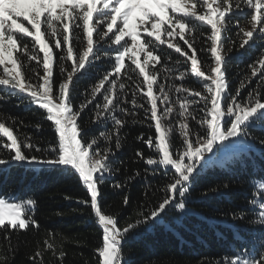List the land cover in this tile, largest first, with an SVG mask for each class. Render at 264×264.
<instances>
[{
  "label": "snow or ice",
  "instance_id": "snow-or-ice-1",
  "mask_svg": "<svg viewBox=\"0 0 264 264\" xmlns=\"http://www.w3.org/2000/svg\"><path fill=\"white\" fill-rule=\"evenodd\" d=\"M245 7L250 11L245 12ZM241 16L245 20L250 17L251 30L237 29L239 47L253 50L257 41H264V0H0V86L7 97H17L21 104L26 97L27 104L44 110L55 134L52 141L40 145L27 136L14 134L12 124L0 122V134L6 138L0 152L11 153L0 155V184L6 182L13 164H27L33 173L60 171L77 175L102 228L98 264H130L122 257V242L128 234H139L134 230L141 225L154 227L157 218L163 220L168 211H185L186 194L198 178L219 166L225 149L258 152L264 157V140L250 139L252 132H264V47L248 77L235 89L222 54L231 39L229 26ZM194 22L210 27L207 49L196 47L193 33L198 31V24ZM167 49L190 63V74L203 82L199 90L171 82L183 80L186 73L172 75L175 69L167 65ZM109 50L114 53L110 69L103 70L83 102L74 104L81 81L96 79L93 70L98 65L94 62L109 56ZM204 51L210 52L214 61L207 71L198 55ZM28 61H35L42 74L26 69ZM65 61L71 62V70L64 66ZM57 62L62 79H54ZM131 73H136L139 82ZM125 79L132 83L130 100ZM138 93L142 100L137 99ZM201 103L203 107L197 108ZM129 104L131 108L125 107ZM136 109H143L145 120L151 121L148 126L155 131L154 137L149 135L145 140L141 134L137 138L158 154L145 159L143 152L137 151L136 156L149 166L174 171L162 201L147 214L139 210L142 219L121 227L118 218L102 211L101 186L118 171L114 165L116 150L122 146L121 129L128 124L127 117L136 116ZM83 117H88V123ZM41 127L38 123L37 128ZM175 133L181 138L179 144ZM155 171L153 168L152 173ZM139 176L137 172L128 180ZM123 186L113 184L117 189ZM19 191L17 188L15 196L0 197V231L9 241L14 232L40 228L30 211L36 200L19 198ZM258 195V208L257 197L252 198L258 216L253 223L258 227L248 230V239L237 236L239 250L234 249L222 264H264V180ZM123 203L129 204L127 194ZM233 219L242 220L243 216L234 214ZM45 243L48 249L54 248ZM64 255L60 253L61 259ZM41 256L37 251L32 259Z\"/></svg>",
  "mask_w": 264,
  "mask_h": 264
},
{
  "label": "trees",
  "instance_id": "trees-1",
  "mask_svg": "<svg viewBox=\"0 0 264 264\" xmlns=\"http://www.w3.org/2000/svg\"><path fill=\"white\" fill-rule=\"evenodd\" d=\"M235 2L240 0H234ZM244 11L250 10L245 7ZM249 21L250 17L248 20L242 16L237 17L229 26L228 36L231 39L224 45L222 54L226 57L227 76L232 89L248 77L252 63L257 59L260 48L264 47V41H257L253 50L239 47L240 37L236 34L237 29L243 27L245 30H251ZM209 34V26L198 24V31L193 33L197 49L209 47ZM109 52L110 55L105 56L102 61L94 62L98 65L93 70L96 79L81 81L78 100L74 101V104L83 102L90 95L91 87L98 82L103 70L110 69L114 53H111V50ZM198 55L204 70L207 71L208 66L214 63L210 52H199ZM166 62L169 67L175 69L172 73L174 77L180 72L186 73L183 80L175 79L171 82L199 90V85L203 82L190 74V63H185L183 56L167 49ZM70 64V61L64 62V66L69 70ZM25 68L35 69L42 74V68L35 61H28ZM131 75L139 82L136 73ZM162 76L163 73L161 78ZM56 78L62 79L58 62L54 69V79ZM124 82L129 86L126 92L130 100L132 83L126 79ZM247 91V88L244 89V92ZM99 98L98 96L97 99ZM173 98L175 99V94ZM24 99L25 103H18L17 97H7L3 86H0V122L12 124L14 134H20V138L27 136L40 145L52 141L55 134L51 122L45 118L44 110L27 104L26 97ZM137 99L142 100V94L138 93ZM125 107L131 108V105ZM196 107H203V103ZM135 111L136 116L127 117L128 124L121 129L122 146L116 150L117 163L114 165L118 171L106 178L101 186L102 211L118 218L121 227L142 219L138 215L139 210L142 209L147 214L162 201L167 194L166 185L171 181L174 171L164 169L163 166H149L136 156L137 151L143 152L145 159L149 156L156 157L158 154L137 138L141 134L145 140L149 135L154 137L155 131L148 126L151 121L145 120L143 109ZM199 115L202 116V113ZM89 116L92 114L89 113ZM83 119L88 123V117ZM133 120L138 122L132 123ZM38 123L42 126L39 129ZM175 135L179 144L181 138L178 133ZM251 138L256 141L264 140V132L254 131L250 134ZM5 140L0 134V144ZM10 154L7 150L0 152V155L4 156ZM32 154L41 155L36 152ZM153 168L156 169L154 174ZM137 172L140 176L129 181L128 177H135ZM262 180L264 157L258 152L233 150L231 153H222L219 166L198 178L186 194L185 211L181 212L178 208L172 211L166 209L168 215L163 220L157 218L159 222L154 227L141 225L134 230L139 234H128L126 242H122L123 259L130 264H222V261L233 255L234 249L239 250L240 240L237 236L248 239V230L258 227L253 223L258 216L253 209L252 198L254 195L257 197L258 208V190ZM116 182L124 186L120 189L114 188L113 184ZM224 184L228 187L224 188ZM17 188L20 189L19 198L36 200V205L30 211L40 228L30 227L27 231L14 232L10 241L5 240L3 232L0 231V264H98L100 258L97 249L102 240V228L98 225L94 210L90 206L86 187L77 175L60 171L33 173L27 164H13L6 182L0 184V197L15 196ZM213 188L216 191H212ZM126 194L129 196L127 206L123 203ZM82 200H88L89 203L83 204L80 202ZM234 214L243 216V219L234 220ZM222 220H228L229 223H221ZM233 224L237 227L233 228ZM45 241L53 244L54 248L48 249ZM37 251L41 252L42 256L32 259ZM61 252L65 253L62 259Z\"/></svg>",
  "mask_w": 264,
  "mask_h": 264
},
{
  "label": "rangeland",
  "instance_id": "rangeland-1",
  "mask_svg": "<svg viewBox=\"0 0 264 264\" xmlns=\"http://www.w3.org/2000/svg\"><path fill=\"white\" fill-rule=\"evenodd\" d=\"M226 119H228V118L226 117ZM232 151H233L232 149H225V150H224V152H227V153H231ZM224 152H223V153H224ZM26 210H27V209H26Z\"/></svg>",
  "mask_w": 264,
  "mask_h": 264
}]
</instances>
